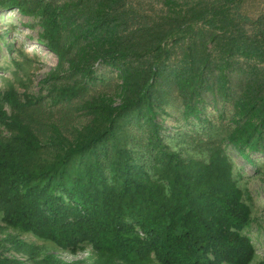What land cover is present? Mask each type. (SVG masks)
Segmentation results:
<instances>
[{
    "label": "trees",
    "instance_id": "obj_1",
    "mask_svg": "<svg viewBox=\"0 0 264 264\" xmlns=\"http://www.w3.org/2000/svg\"><path fill=\"white\" fill-rule=\"evenodd\" d=\"M13 11L57 65L47 95H0L2 225L91 264H252V198L225 146L264 155V0H0ZM98 63L119 103L92 93ZM209 109L227 127L199 140L205 157L166 142L168 119Z\"/></svg>",
    "mask_w": 264,
    "mask_h": 264
},
{
    "label": "rangeland",
    "instance_id": "obj_2",
    "mask_svg": "<svg viewBox=\"0 0 264 264\" xmlns=\"http://www.w3.org/2000/svg\"><path fill=\"white\" fill-rule=\"evenodd\" d=\"M7 30L8 35H5ZM41 33L42 29L37 19L23 17L17 11L0 12V95L9 89L15 90L20 96L47 95V89H43L42 81L56 67L57 59L44 48ZM12 36L15 38L13 47L9 46ZM93 73L95 76H106L103 83L91 84L95 97L100 96L105 101L119 103L118 75L113 76L104 63L95 65ZM5 110L10 112L7 107ZM202 117L201 120H190L185 128L176 126L172 119L164 123L163 135L166 142L171 147L183 149L186 158L205 157L199 140L206 139L211 132L209 127L212 124L221 125L224 129L227 127L224 118L216 111L209 109ZM0 132H3V128H0ZM3 133L5 135V132ZM195 136L200 138L193 140ZM225 148L234 164L235 172L241 176L239 178L241 188L247 190L252 198V223L245 234L250 237L256 252L252 264H259L264 261V155L250 154L249 159L253 162L250 164L231 146L226 145ZM15 236L36 248L33 257L16 253L13 245L6 242L8 238ZM50 256H55L56 260L65 263L93 262L88 251L76 255L61 253L52 245L38 241L30 234L21 235L5 228L0 222V257L17 259L23 264H58Z\"/></svg>",
    "mask_w": 264,
    "mask_h": 264
},
{
    "label": "clouds",
    "instance_id": "obj_3",
    "mask_svg": "<svg viewBox=\"0 0 264 264\" xmlns=\"http://www.w3.org/2000/svg\"><path fill=\"white\" fill-rule=\"evenodd\" d=\"M82 252H84V251H82ZM82 252H79V253H82Z\"/></svg>",
    "mask_w": 264,
    "mask_h": 264
}]
</instances>
